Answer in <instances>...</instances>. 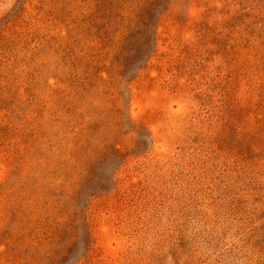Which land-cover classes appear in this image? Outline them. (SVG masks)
Here are the masks:
<instances>
[{
    "label": "rangeland",
    "instance_id": "obj_1",
    "mask_svg": "<svg viewBox=\"0 0 264 264\" xmlns=\"http://www.w3.org/2000/svg\"><path fill=\"white\" fill-rule=\"evenodd\" d=\"M0 264H264V0H0Z\"/></svg>",
    "mask_w": 264,
    "mask_h": 264
}]
</instances>
